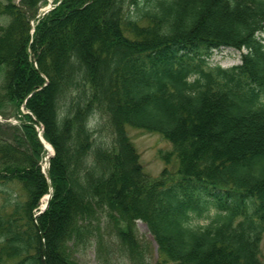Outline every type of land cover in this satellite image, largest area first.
I'll list each match as a JSON object with an SVG mask.
<instances>
[{
    "label": "trees",
    "instance_id": "1",
    "mask_svg": "<svg viewBox=\"0 0 264 264\" xmlns=\"http://www.w3.org/2000/svg\"><path fill=\"white\" fill-rule=\"evenodd\" d=\"M44 1L0 0V264H80L112 226L132 246L138 220L159 264H263L264 0H61L37 18ZM226 48L247 51L233 69L252 100L193 65ZM36 124L55 150L39 217ZM126 125L165 136L182 177L151 179ZM213 212L225 219L190 225Z\"/></svg>",
    "mask_w": 264,
    "mask_h": 264
},
{
    "label": "rangeland",
    "instance_id": "2",
    "mask_svg": "<svg viewBox=\"0 0 264 264\" xmlns=\"http://www.w3.org/2000/svg\"><path fill=\"white\" fill-rule=\"evenodd\" d=\"M52 1L53 2H51L50 0L44 1V3L41 5L38 16L42 14L45 10H47L49 7H53L55 9V7L58 6L61 2V0H52ZM7 20H9L7 17H0V26L6 25ZM32 25H34V21L32 22ZM246 52L247 51L245 49L234 50V49L226 48V49L216 50L213 54H211L212 56L207 57L205 59L206 62L205 64L203 63L202 66L201 64H199L198 59H196V61L194 60L193 65H195V68H197V70L199 71L202 70L201 73L203 74L208 73L207 75H210V78L214 83V86L216 85L214 89L219 88L216 90L217 92L220 91L227 92L226 90H228L232 93L241 95L245 100H252L253 98H250L249 96L250 89L244 86V84H242L243 86L240 85L241 84L240 81L242 79H240V76L235 75L233 69V67L241 65L242 56ZM218 65L220 66L221 74L224 77V79H228V78H230L231 80L233 79L231 82H229V84L231 85L230 88H228L227 86H226L227 89L220 88L222 87L224 81L219 79L218 73L215 70V68ZM5 70H6L5 66H0V86L3 82ZM194 79L195 77L191 78V81H194ZM42 89L43 87L41 89L36 90L35 92L37 93ZM263 100H264V95H263ZM21 111L24 114L28 113L25 104L21 108ZM8 113L10 116L12 115L11 108L8 110ZM0 120L2 122L5 121L4 119H2L1 116H0ZM7 122H10L12 124L18 123V121L13 117L10 118ZM35 127L38 133L39 140L40 137L42 136L45 145L46 143L49 144L52 147L53 154L55 155L54 147L48 141H46V139L43 136V132H44L43 126L41 124H36ZM100 127L102 130V135L104 136L108 135V133L112 131L111 125L110 123L108 124V120L106 116L102 117L101 123L99 124L98 128ZM125 135L130 141L131 145L133 146L138 156L139 163L142 165L144 169V172L151 179L163 180L164 184L169 186L175 181H178L182 177L180 174L181 163L179 161V158L177 157L176 154H174L173 144L165 136L156 132H152L131 125H126ZM42 146L44 148V153L42 154L40 163H41L42 171L45 174L47 169L44 170L43 166L46 165V163L49 160L48 168L50 173V162L51 159L54 157V155L52 154L51 156H48V151L46 146H44L43 144ZM49 194L44 196L40 201V205L38 210L36 211V215L41 211V209L45 207L46 203L43 206V202L47 201V197L49 196ZM18 195L21 197V195L23 194L22 192L19 191ZM2 202L3 201L0 198V205L2 204ZM220 216H216L215 212H213L210 215H203L201 217L194 216L190 222V225L192 227L206 226L211 222H213V220H215L216 218H219ZM220 218L225 219L223 216H221ZM228 218L230 219V217ZM245 220L247 219H244L242 217L235 218L234 226L238 225L240 222H243ZM133 225H135V227L132 233L129 234L128 236V240L132 238L131 239L132 246H130L129 243L123 244L121 239L117 235L119 232H117L116 228L112 226V228H107V230H102L99 234V237L92 239V243L89 244L87 247L80 246L77 249L75 255L78 262L80 264H159L158 246L153 235L150 233L147 224L142 220H138L135 221ZM260 259L264 264V235L260 243Z\"/></svg>",
    "mask_w": 264,
    "mask_h": 264
},
{
    "label": "water",
    "instance_id": "3",
    "mask_svg": "<svg viewBox=\"0 0 264 264\" xmlns=\"http://www.w3.org/2000/svg\"><path fill=\"white\" fill-rule=\"evenodd\" d=\"M54 8L53 7H49L47 10H45L42 14H40L38 17L40 18L41 16H44L45 14H47L49 11H51V10H53ZM32 95V94H31ZM41 135V134H40ZM40 140H41V142H42V144L44 145V146H46L45 145V142H44V140L42 139V136L40 137ZM54 155V154H53ZM49 160H48V162L46 163V165H44L43 166V168H44V170L45 169H47V171H46V173H45V175H46V177H47V179L50 181V183H51V178H50V173H49ZM45 172V171H44ZM50 189H51V191H50V194H49V196L47 197V201H46V205H45V207L43 208V209H41V211L36 215V217H38V216H41L47 209H48V207H49V203H50V200H51V198H52V195H53V186H52V183H51V185H50Z\"/></svg>",
    "mask_w": 264,
    "mask_h": 264
},
{
    "label": "bare ground",
    "instance_id": "4",
    "mask_svg": "<svg viewBox=\"0 0 264 264\" xmlns=\"http://www.w3.org/2000/svg\"><path fill=\"white\" fill-rule=\"evenodd\" d=\"M51 2H53L52 0H50ZM46 148H47V151H48V156H51L53 154V150H52V147L46 143ZM46 201L43 202V206L45 205Z\"/></svg>",
    "mask_w": 264,
    "mask_h": 264
}]
</instances>
